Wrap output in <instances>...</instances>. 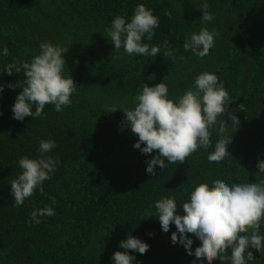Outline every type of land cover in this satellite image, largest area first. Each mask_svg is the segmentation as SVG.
Instances as JSON below:
<instances>
[{
  "label": "trees",
  "instance_id": "obj_1",
  "mask_svg": "<svg viewBox=\"0 0 264 264\" xmlns=\"http://www.w3.org/2000/svg\"><path fill=\"white\" fill-rule=\"evenodd\" d=\"M200 2L0 0V48L9 53L0 56V70L12 62L30 61L47 40L69 47L66 69L78 87L71 106L62 112L49 104L44 118L23 121L13 119L11 112L21 88L5 87L0 93V264H111L119 242L128 235L149 245L143 255L129 250L136 264H193L194 257L182 245L170 242L175 226L163 232L155 217L146 218L145 209L170 195L179 209L196 185L213 179L255 182L256 164L264 160V0H207L215 16L207 24L199 19ZM137 4L150 8L160 22L153 39L143 42L161 45L166 39L174 55L167 56L161 47L155 58L135 59L163 65L161 70L106 62L83 33L89 26L105 34L113 17L130 18ZM202 27L219 33L203 59L183 49L185 36ZM204 71L218 76L232 101L223 121V136L231 135V155L215 164L207 159L213 148L198 150L184 164H167L164 170L156 166L158 175L153 177L145 168L156 150L144 155L133 148L138 137L127 128L123 111H108L132 108L143 82L166 83L169 97L175 99ZM23 78V73L9 76L0 71V84H23ZM219 138L218 128L211 130L213 146ZM42 139L56 141L58 147L49 155L61 163L44 182V194L37 192L22 207H13L10 183L20 172L17 161L35 157ZM45 205L53 206L55 215L29 225L30 212ZM197 247L194 241L192 250ZM250 251L255 259L250 264H264V251Z\"/></svg>",
  "mask_w": 264,
  "mask_h": 264
},
{
  "label": "clouds",
  "instance_id": "obj_2",
  "mask_svg": "<svg viewBox=\"0 0 264 264\" xmlns=\"http://www.w3.org/2000/svg\"><path fill=\"white\" fill-rule=\"evenodd\" d=\"M198 9L202 11L201 24L214 21L215 16L209 11L207 0H201ZM159 27V17L144 4H137L130 18L122 15L113 17L103 35L114 51L123 50L128 56L155 58L161 47H165L166 55L173 57L166 39L161 45L143 42L151 41ZM218 35V32L202 27L198 32L185 36L183 49L203 59L215 47ZM68 48L45 40L39 44V54L30 61L12 62L0 70L9 76L20 73L24 76L23 84L19 81L0 84V93L5 87L21 88L11 106L13 119L44 118L45 106L49 104L56 112L71 106V98L78 87L66 69L64 57ZM8 54L6 47L0 48V56ZM230 102L229 93L218 76L204 71L196 75L190 88L175 99L169 97L166 83L149 86L143 82L132 108L112 107L108 113L117 109L123 111L127 128L138 137L133 148L144 155L156 150V154L146 161L145 168L146 173L155 177L158 175L156 166L164 170L167 164H184L186 158L198 150L213 148L207 159L215 164L222 163L231 155L228 151L231 135L223 136L226 128L223 121ZM239 110L243 111V106ZM214 128H218L221 138L213 146L211 130ZM57 147L55 140L42 139L38 142L35 157L18 159L20 172L10 183L13 207H22L37 192L44 194V182L53 178L61 163L59 157L49 155ZM256 168L255 182L229 183L220 179L202 182L193 188L179 209L174 195L162 196L154 206L145 209V216L155 217L165 233L169 232L170 225H174L176 230L171 233L170 242L182 245L186 254L194 257L193 264H213L217 259L221 264L224 261L250 264L255 260L250 249L264 251V234L261 233L264 222V160H259ZM53 215L55 210L51 205L34 208L27 223L38 225L44 217ZM194 241L199 244L195 251L192 250ZM118 247L120 250L111 256V264H136V256L129 250L143 255L149 249L147 243L131 235L120 241Z\"/></svg>",
  "mask_w": 264,
  "mask_h": 264
},
{
  "label": "rangeland",
  "instance_id": "obj_3",
  "mask_svg": "<svg viewBox=\"0 0 264 264\" xmlns=\"http://www.w3.org/2000/svg\"><path fill=\"white\" fill-rule=\"evenodd\" d=\"M83 33L88 37V44L93 49V51L104 61L113 62L121 67H136L139 70H148V69H158L161 70L163 65L149 64V63H139L135 56H128L122 51H114L113 46L107 40L99 30L94 29L93 27L86 26L83 29ZM119 56V59L116 57Z\"/></svg>",
  "mask_w": 264,
  "mask_h": 264
}]
</instances>
